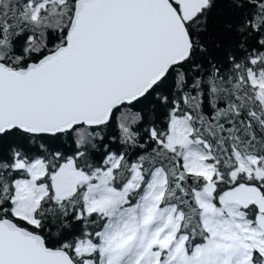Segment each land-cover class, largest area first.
Returning a JSON list of instances; mask_svg holds the SVG:
<instances>
[{"label":"snow or ice","instance_id":"obj_1","mask_svg":"<svg viewBox=\"0 0 264 264\" xmlns=\"http://www.w3.org/2000/svg\"><path fill=\"white\" fill-rule=\"evenodd\" d=\"M0 264H264V0H0Z\"/></svg>","mask_w":264,"mask_h":264}]
</instances>
